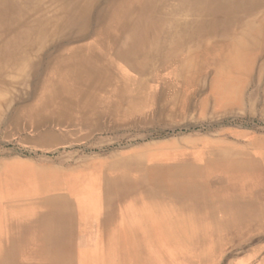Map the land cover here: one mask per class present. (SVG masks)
Here are the masks:
<instances>
[{
  "label": "bare ground",
  "instance_id": "1",
  "mask_svg": "<svg viewBox=\"0 0 264 264\" xmlns=\"http://www.w3.org/2000/svg\"><path fill=\"white\" fill-rule=\"evenodd\" d=\"M247 109L264 0H0V264H264V135L224 127Z\"/></svg>",
  "mask_w": 264,
  "mask_h": 264
},
{
  "label": "rangeland",
  "instance_id": "2",
  "mask_svg": "<svg viewBox=\"0 0 264 264\" xmlns=\"http://www.w3.org/2000/svg\"><path fill=\"white\" fill-rule=\"evenodd\" d=\"M208 120H204L202 123L199 125H193V126H171V127H165L163 129H157L150 134L147 135L146 141H139V143H149L153 141H165V140H180L185 137H189L192 135L196 134H202L206 135L209 132L210 127L208 124ZM225 129H227L229 132H236V133H251V134H258V135H264V116L261 114V112H256L252 114L248 109L244 112L241 113L239 116H232L228 117L227 121L224 123ZM195 129V130H194ZM132 134V135H131ZM129 135L131 136L130 138L133 137V132H130ZM144 140V139H143ZM128 140H124L121 144L115 143L113 144L110 148L107 149H98L96 148L95 150H88L85 149V147L82 146H75V147H67L60 149V153H71L74 151H79L83 155L88 156V157H94L96 155L100 156H107L113 151H117L122 148H127L130 147L131 143L127 142ZM3 144V142H0ZM128 145V146H127ZM137 144L134 143V146ZM3 147V145H1ZM17 144L15 141L11 142H5V148L9 151H14L17 148ZM122 146V148L120 147ZM99 151H98V150ZM98 151V152H97ZM59 155L58 151L54 152H44V151H32L30 152H24L23 156H32V157H57ZM70 227L74 230L75 224L74 222L71 223ZM261 237H263L261 240L258 241H264V235L262 234ZM243 251V250H242ZM243 253V252H242ZM249 264V263H245Z\"/></svg>",
  "mask_w": 264,
  "mask_h": 264
}]
</instances>
